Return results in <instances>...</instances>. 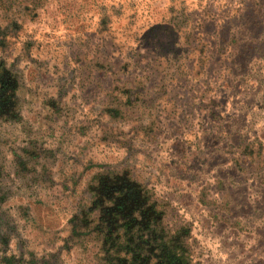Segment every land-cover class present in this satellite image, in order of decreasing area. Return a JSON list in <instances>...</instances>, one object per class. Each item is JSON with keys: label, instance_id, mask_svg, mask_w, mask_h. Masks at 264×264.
<instances>
[{"label": "rangeland", "instance_id": "1", "mask_svg": "<svg viewBox=\"0 0 264 264\" xmlns=\"http://www.w3.org/2000/svg\"><path fill=\"white\" fill-rule=\"evenodd\" d=\"M0 218V264H264V0H0Z\"/></svg>", "mask_w": 264, "mask_h": 264}, {"label": "trees", "instance_id": "2", "mask_svg": "<svg viewBox=\"0 0 264 264\" xmlns=\"http://www.w3.org/2000/svg\"><path fill=\"white\" fill-rule=\"evenodd\" d=\"M57 107H55L54 109H56ZM25 216V215H24ZM0 220H1V218H0ZM21 261V260H20Z\"/></svg>", "mask_w": 264, "mask_h": 264}]
</instances>
